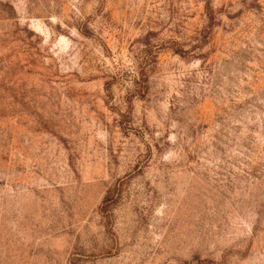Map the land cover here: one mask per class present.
I'll return each mask as SVG.
<instances>
[{"label":"rangeland","instance_id":"374dc122","mask_svg":"<svg viewBox=\"0 0 264 264\" xmlns=\"http://www.w3.org/2000/svg\"><path fill=\"white\" fill-rule=\"evenodd\" d=\"M0 264H264V0H0Z\"/></svg>","mask_w":264,"mask_h":264},{"label":"trees","instance_id":"16d2710c","mask_svg":"<svg viewBox=\"0 0 264 264\" xmlns=\"http://www.w3.org/2000/svg\"><path fill=\"white\" fill-rule=\"evenodd\" d=\"M112 198H114V194L110 191L108 197L106 198V204L110 203Z\"/></svg>","mask_w":264,"mask_h":264}]
</instances>
